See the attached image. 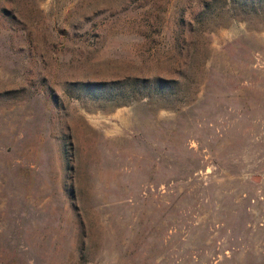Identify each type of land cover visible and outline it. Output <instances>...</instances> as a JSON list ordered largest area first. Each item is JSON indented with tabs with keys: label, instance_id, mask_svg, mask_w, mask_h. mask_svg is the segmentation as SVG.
<instances>
[{
	"label": "rangeland",
	"instance_id": "rangeland-1",
	"mask_svg": "<svg viewBox=\"0 0 264 264\" xmlns=\"http://www.w3.org/2000/svg\"><path fill=\"white\" fill-rule=\"evenodd\" d=\"M0 264H264V0H0Z\"/></svg>",
	"mask_w": 264,
	"mask_h": 264
},
{
	"label": "trees",
	"instance_id": "trees-1",
	"mask_svg": "<svg viewBox=\"0 0 264 264\" xmlns=\"http://www.w3.org/2000/svg\"><path fill=\"white\" fill-rule=\"evenodd\" d=\"M132 79V80H131ZM132 81V82H130ZM164 81V80H163ZM150 83L149 81H144L142 78H127L123 81L116 82L115 87L119 89L121 92H123L124 95L132 93V91H138L137 89L140 88L141 84L148 85ZM164 84L167 85L169 82H165ZM164 87L163 84L157 83V87Z\"/></svg>",
	"mask_w": 264,
	"mask_h": 264
}]
</instances>
